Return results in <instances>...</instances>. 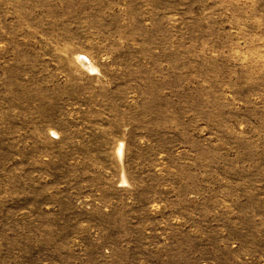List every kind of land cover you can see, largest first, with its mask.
<instances>
[{"label": "rangeland", "instance_id": "obj_1", "mask_svg": "<svg viewBox=\"0 0 264 264\" xmlns=\"http://www.w3.org/2000/svg\"><path fill=\"white\" fill-rule=\"evenodd\" d=\"M0 264H264V0H0Z\"/></svg>", "mask_w": 264, "mask_h": 264}, {"label": "bare ground", "instance_id": "obj_2", "mask_svg": "<svg viewBox=\"0 0 264 264\" xmlns=\"http://www.w3.org/2000/svg\"><path fill=\"white\" fill-rule=\"evenodd\" d=\"M85 64H86V65H89L86 61H85Z\"/></svg>", "mask_w": 264, "mask_h": 264}]
</instances>
